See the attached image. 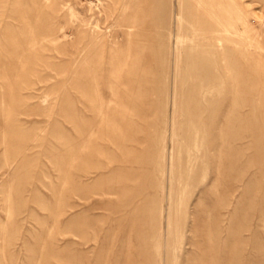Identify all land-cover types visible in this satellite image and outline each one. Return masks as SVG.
<instances>
[{
	"label": "rangeland",
	"instance_id": "obj_1",
	"mask_svg": "<svg viewBox=\"0 0 264 264\" xmlns=\"http://www.w3.org/2000/svg\"><path fill=\"white\" fill-rule=\"evenodd\" d=\"M0 264H264V0H0Z\"/></svg>",
	"mask_w": 264,
	"mask_h": 264
}]
</instances>
